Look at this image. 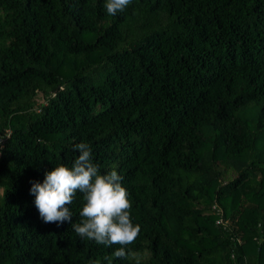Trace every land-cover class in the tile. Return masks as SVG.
I'll use <instances>...</instances> for the list:
<instances>
[{
  "label": "trees",
  "instance_id": "16d2710c",
  "mask_svg": "<svg viewBox=\"0 0 264 264\" xmlns=\"http://www.w3.org/2000/svg\"><path fill=\"white\" fill-rule=\"evenodd\" d=\"M87 142L137 237L113 255L29 192ZM233 173L234 175H230ZM264 264V0H0V264Z\"/></svg>",
  "mask_w": 264,
  "mask_h": 264
},
{
  "label": "clouds",
  "instance_id": "9594fccd",
  "mask_svg": "<svg viewBox=\"0 0 264 264\" xmlns=\"http://www.w3.org/2000/svg\"><path fill=\"white\" fill-rule=\"evenodd\" d=\"M130 3L131 0H103V7L108 14L116 15ZM73 148L78 155L70 164L58 163L44 171L42 181L31 182L29 192L34 196L38 215L45 223L71 221L69 205L79 192L83 206L80 221L71 223L74 232L100 245L118 244L113 255L125 257L130 254L126 246L137 237L140 225L131 218V200L121 182L123 177L115 168L101 171L87 142L75 143ZM136 264H140L139 258Z\"/></svg>",
  "mask_w": 264,
  "mask_h": 264
},
{
  "label": "rangeland",
  "instance_id": "374dc122",
  "mask_svg": "<svg viewBox=\"0 0 264 264\" xmlns=\"http://www.w3.org/2000/svg\"><path fill=\"white\" fill-rule=\"evenodd\" d=\"M230 175H232V176H233L234 174H233V173H230Z\"/></svg>",
  "mask_w": 264,
  "mask_h": 264
}]
</instances>
